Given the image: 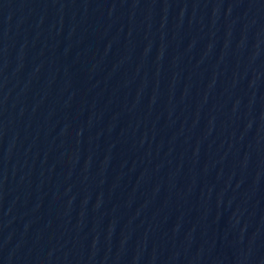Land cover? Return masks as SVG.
Returning <instances> with one entry per match:
<instances>
[{
	"label": "water",
	"instance_id": "water-1",
	"mask_svg": "<svg viewBox=\"0 0 264 264\" xmlns=\"http://www.w3.org/2000/svg\"><path fill=\"white\" fill-rule=\"evenodd\" d=\"M0 264H264V0H0Z\"/></svg>",
	"mask_w": 264,
	"mask_h": 264
}]
</instances>
